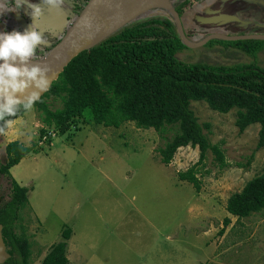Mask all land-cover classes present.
<instances>
[{"label":"rangeland","instance_id":"obj_1","mask_svg":"<svg viewBox=\"0 0 264 264\" xmlns=\"http://www.w3.org/2000/svg\"><path fill=\"white\" fill-rule=\"evenodd\" d=\"M70 1L61 11L42 6L47 13L34 26L47 43L34 56L54 46L72 22ZM179 1L169 3L173 8ZM159 13L154 9L143 18ZM178 17L188 43L211 37L200 45L185 44L175 54L178 60L264 67V49L248 56L222 42L225 37L264 36V0H204ZM13 22L17 31L32 23L16 13ZM46 103L50 109L61 106L52 97ZM189 108L200 124L208 123L204 132L224 157L220 167L207 150L197 166L199 191L176 176L196 163L197 147H179L167 165L159 160L157 149L172 128L159 134L124 121L117 134L93 122L86 110L61 133L42 123L35 106L11 120L16 122L0 133V166L8 142L18 140L30 150L8 169L9 175L0 172V204L9 198L12 179L28 188L19 223L30 244L29 264H40L50 245L61 240L63 227L72 233L66 245L69 264H264V209L242 218L225 209L228 196L263 165L264 149L256 147L259 126L239 132L236 108L220 113L202 100H191ZM48 130L54 135L44 138Z\"/></svg>","mask_w":264,"mask_h":264},{"label":"trees","instance_id":"obj_2","mask_svg":"<svg viewBox=\"0 0 264 264\" xmlns=\"http://www.w3.org/2000/svg\"><path fill=\"white\" fill-rule=\"evenodd\" d=\"M85 1H70V12L75 16ZM198 1L181 0L173 5V9L181 16L187 7ZM14 12L28 17L29 9L22 5ZM43 13L47 11L44 9ZM222 42L248 56L264 49V39L259 38ZM184 46L173 18L160 9L159 14L132 21L79 53L34 106L42 114V123L61 133L86 110L93 122L104 126L118 127L124 121H131L136 127L153 128L159 134L166 127L172 128L170 138L157 149L159 160L167 165L179 147H197L196 163L178 171L176 176L199 191L197 166L205 159L207 150L212 152L220 167L224 157L219 146L211 144L204 132L209 129L208 123L197 121L189 102L202 100L220 113L236 108L238 131L242 132L250 124H258L256 147L264 149V67L253 62L231 65L184 62L175 57ZM48 97L59 100L61 106L50 109L46 103ZM24 112L21 109L15 117L7 119L13 120ZM6 128L7 125L0 121V133ZM29 150L18 140L8 142L5 145L6 162L0 166V172L9 175L8 169ZM10 183L9 198L0 204L1 235L8 253L3 264H29L30 244L19 223L20 212L27 205L28 188L14 179ZM225 209L237 218L264 209V161L257 174L239 191L228 196ZM223 223L227 225L229 219L225 217ZM17 228L20 229L17 231ZM70 235L71 229L63 227L61 240L50 245L40 264H68L66 245Z\"/></svg>","mask_w":264,"mask_h":264},{"label":"water","instance_id":"obj_3","mask_svg":"<svg viewBox=\"0 0 264 264\" xmlns=\"http://www.w3.org/2000/svg\"><path fill=\"white\" fill-rule=\"evenodd\" d=\"M165 1H167L166 5H162ZM170 1L171 0H86L62 37L59 38L58 42H56L45 54L38 57L34 56L32 58V63L47 68V76L51 85L66 65L79 53L89 50L121 27L132 21L138 20L154 9L163 8L164 11L171 15L184 44L192 47L200 45L201 43L203 44L206 40L211 38L207 37L204 41L194 45L188 43L179 24V17L170 5ZM9 7H12L9 0H0V8L6 9ZM14 17V10H4L0 13V31L16 30L14 29ZM246 38L264 39V36L225 37L227 40ZM45 92H43L41 96ZM7 257L8 253L5 251L0 225V263Z\"/></svg>","mask_w":264,"mask_h":264},{"label":"clouds","instance_id":"obj_4","mask_svg":"<svg viewBox=\"0 0 264 264\" xmlns=\"http://www.w3.org/2000/svg\"><path fill=\"white\" fill-rule=\"evenodd\" d=\"M65 0H40L39 4L30 0H14L9 8L4 10L19 11L21 6L29 9L32 23L23 31H0V121L5 125L12 121L23 109L32 110L41 94L48 90L50 81L47 68L32 63L36 50L47 43L46 37L34 26L43 12V7L61 11Z\"/></svg>","mask_w":264,"mask_h":264},{"label":"crops","instance_id":"obj_5","mask_svg":"<svg viewBox=\"0 0 264 264\" xmlns=\"http://www.w3.org/2000/svg\"><path fill=\"white\" fill-rule=\"evenodd\" d=\"M204 1V0H203ZM30 11V10H29ZM28 17L30 18V16H29V14H28ZM17 29H19V28H17ZM20 30H21V28H20ZM16 121H12V123H15ZM126 122H130V121H126ZM11 123V124H12ZM124 123H122V124H120L118 127H112V126H108V127H110L111 128V132L113 131V130H116V131H114V132H117V134H119L120 132L119 131H117V130H119V129H122L121 127H123L124 125H123ZM71 235H72V233H71ZM71 237V236H70ZM70 237H69V239H70ZM70 263V261H69V259H68V264Z\"/></svg>","mask_w":264,"mask_h":264},{"label":"built area","instance_id":"obj_6","mask_svg":"<svg viewBox=\"0 0 264 264\" xmlns=\"http://www.w3.org/2000/svg\"><path fill=\"white\" fill-rule=\"evenodd\" d=\"M53 135H54L53 130H48L47 133H46V135L44 136V138H50V137H52Z\"/></svg>","mask_w":264,"mask_h":264},{"label":"flooded vegetation","instance_id":"obj_7","mask_svg":"<svg viewBox=\"0 0 264 264\" xmlns=\"http://www.w3.org/2000/svg\"><path fill=\"white\" fill-rule=\"evenodd\" d=\"M202 1H203V0H200V1H198V2H202ZM179 2H180V1H179ZM198 2H196V3H198ZM196 3H194V4H196ZM174 4H175V3H174ZM194 4H193V5H194ZM209 39H210V38H209ZM209 39H208V40H209ZM5 251H6V250H5ZM7 258H8V257H7ZM7 258H6V259H7ZM6 259H5V260H6ZM5 260H4L2 263H0V264H3V263L5 262Z\"/></svg>","mask_w":264,"mask_h":264},{"label":"bare ground","instance_id":"obj_8","mask_svg":"<svg viewBox=\"0 0 264 264\" xmlns=\"http://www.w3.org/2000/svg\"><path fill=\"white\" fill-rule=\"evenodd\" d=\"M167 1L163 2L162 5H166Z\"/></svg>","mask_w":264,"mask_h":264}]
</instances>
